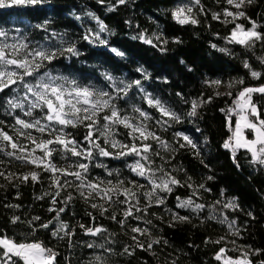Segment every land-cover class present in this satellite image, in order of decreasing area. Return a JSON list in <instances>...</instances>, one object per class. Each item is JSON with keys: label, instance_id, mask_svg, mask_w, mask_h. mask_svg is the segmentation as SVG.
<instances>
[{"label": "trees", "instance_id": "16d2710c", "mask_svg": "<svg viewBox=\"0 0 264 264\" xmlns=\"http://www.w3.org/2000/svg\"><path fill=\"white\" fill-rule=\"evenodd\" d=\"M182 6L192 8L189 15L198 21L197 24L182 25L173 18V11ZM110 7L115 10L109 11ZM225 9L237 11L226 0H200L199 4L183 0H127L125 4H119L118 0H41L34 5L0 8V30L7 31L9 37H27L30 44L39 43L59 48V37H53L52 33L63 34L64 40L74 44L79 51L78 56L67 53L60 55L47 68L41 69V72L51 70L53 74L76 78L81 84H92L100 88L108 83L101 75L103 72H110L125 81L141 80L147 92L175 111L181 120L179 123L171 121L172 126L165 131L156 121L167 118H162L155 108H150L135 87L125 100L119 101V106L129 114L138 115L131 111V106L135 105L152 116V120L147 121L150 128L176 149L175 152L164 151L154 142L148 141L164 157L162 160L160 156H153V167L163 166L171 175L185 183L184 187L174 186L171 194L159 193L161 197H165V203L153 205L146 216L136 213L143 216V219L151 220L152 224L146 225L143 219L129 218L122 228L110 216L115 212L117 219H122L123 205H114L108 212L101 214L98 208L91 207V203L109 207L104 201L95 198L86 202L75 187L58 189L54 186L51 173L0 153V161H3L0 163V171L5 176L13 174L11 182L0 176V232L17 241L42 242L59 254L56 264H89L97 255L105 258L107 264H223L222 260L215 259L221 248H225L226 256L232 258L240 257L242 251L258 250L259 254L250 255L249 259L252 264L264 261V166L251 163V156L244 149L236 151L234 163L232 153L223 147L232 135L226 113L232 107L237 92L243 87L264 84V75L258 80L253 79L244 66L247 62L253 70L264 73V64L261 63L264 58V42H257L254 48L247 49L228 43L226 37L230 36L235 23L242 24L245 29L250 28L249 19L259 25L257 31L264 33V0H253L240 9L248 19L242 17L235 23L223 22L225 19H232L224 17ZM89 13L107 26L108 31L100 34L101 39L107 40V46L99 41L89 43L83 38L88 30L98 31L97 22ZM213 13L220 14V18L213 19ZM37 25H45L47 31L36 27ZM141 33L149 37L158 35L166 40L167 43L162 45L166 50L161 51L158 47L133 39ZM111 48H117L125 55L116 56L110 51ZM138 68L149 74L147 80L137 71ZM241 79L244 81L242 85L228 87L229 83ZM214 80L221 81L220 86H210L209 82ZM228 92L232 95H227ZM7 95H12L10 90L0 93V105ZM209 98V103L198 107L196 116L188 115L192 101L201 102ZM253 100L261 111V119H264V96L253 94ZM0 119L9 125L14 123L11 116L4 114L2 107ZM231 119L234 127L236 116L233 115ZM251 119L255 120V117ZM5 130L14 135L11 128ZM66 131L84 145L86 128H68ZM117 131L119 135L116 139L131 142L126 129L121 127ZM177 132L188 136L196 144V149L181 148L180 144L184 141L174 136ZM32 134L39 136L36 132ZM21 142L28 144L29 149L34 147L22 138ZM99 142L103 147L109 148L103 143V138ZM5 151L11 149L6 148ZM36 154L40 155L39 152ZM66 155L67 159H61L60 154L55 153L53 163L57 167H68L78 159L70 154ZM134 159L131 156L113 159L96 155L90 163L81 162L89 163V179L112 180L113 183L123 179L150 188L146 180L136 176L127 167ZM97 163L105 165L114 175L108 176L105 167H96ZM34 171L40 174L38 182H33L30 177L28 181L22 180L24 175ZM117 172L119 175H116ZM188 177H191L190 181ZM208 177L212 179L209 180ZM57 178L61 183L65 179L74 180L73 177H63L59 173ZM188 183L193 188H189ZM201 184L209 191L199 188L194 196V189ZM126 186L131 187L128 184ZM58 190L60 196L55 197L57 203L52 205L53 196L45 193H55ZM69 193L73 199L63 203ZM177 197L181 200L191 198L204 207L198 211L177 208ZM140 201L141 206L147 203L143 196ZM230 202H234L236 207H225ZM50 207L66 209L61 213L60 219L74 230L75 234L70 241L68 237L53 238L50 230L39 227L41 223L55 217V212H49ZM166 209L188 216L190 222H174L171 212ZM13 216H19L21 222L12 224ZM36 216L41 219L33 222V227L37 229L33 235L28 222ZM222 220L225 222L221 223ZM232 221L235 224L230 228ZM81 224L91 228L101 227L107 231L97 236L86 235L80 228ZM169 224L173 226L169 227ZM134 226L147 227L150 235L132 233L130 227ZM237 231L239 234H234ZM133 235H137L145 248L151 240H159L160 243L152 244L151 249L145 251L136 247ZM217 240L221 242H206ZM90 243L103 244L112 251L109 253L101 248H89L87 245ZM128 246H131L129 251L133 252L131 256L123 251Z\"/></svg>", "mask_w": 264, "mask_h": 264}, {"label": "snow or ice", "instance_id": "6c2138e0", "mask_svg": "<svg viewBox=\"0 0 264 264\" xmlns=\"http://www.w3.org/2000/svg\"><path fill=\"white\" fill-rule=\"evenodd\" d=\"M41 2V0H0V8L13 7L18 5H34ZM103 2V0H101ZM127 0H118L119 4H125ZM227 4L237 9L236 12L225 9L224 17H231V20L225 19L224 23H235L240 18H246L244 11H240L247 4H251L253 0H226ZM195 4H199L200 0H194ZM114 7H110L109 11H114ZM192 8L188 6L177 7L173 11V18L180 24L191 23L197 24L198 21L191 15ZM98 25V31L92 32L88 30L83 37L89 43L99 41L100 44L107 46V40L101 39L100 34L107 32V26L100 21L93 14L89 13ZM220 14L213 13V19H219ZM79 19V17H77ZM251 27L245 29L242 24L235 23L230 36L226 37L228 43H235L247 49L255 47L257 42H264V33L257 31L259 25L249 19ZM47 31L45 25H37ZM18 31V30H17ZM53 37H59L58 42L61 47L45 46L43 44H30L27 42V37L17 38L9 37V33L0 30V93H6L10 90L12 95H7L0 107L3 108L4 114L11 116L14 120L12 124H6L4 120L0 119V153L6 156L14 157L23 163L32 164L36 168H41L44 172L52 174V183L58 189H66L75 187L79 196L86 202L99 198L104 201L109 207L104 204L91 203L93 209H99L101 214L108 212L110 207L114 205H123L122 219H117V215L113 212L110 219L119 223L123 228L129 218L133 220H142L143 216L136 215V213H143L144 216L148 214V209L153 205H163L165 197H161L159 193L173 192L174 186L184 187L182 183L170 172L166 171L163 166L153 167V156L164 157L160 151L153 148L152 141L159 146L160 149L168 152H175L176 149L172 147L169 142L152 130L147 121L152 120V116L135 105L131 106L132 115L126 112L119 106V101L125 100L133 87L141 93V99L144 100L150 108H155L162 118L156 121L158 125L165 131L167 127H171V121L179 123L181 117L168 106H166L158 97H154L147 92L141 80L125 81L123 78L115 77L110 72H103L101 75L107 81L104 88L97 87L92 84L84 85L76 78H69L61 74H53L51 70L41 72V69L47 68L53 60L60 55L70 54L72 56L80 55L74 44H70L64 40L63 34L52 33ZM133 39H139L145 44L152 47H158L159 50L165 51L162 45L166 44V40H162L160 36L149 37L144 33L134 36ZM11 40V42H9ZM158 41L159 43H154ZM177 43L179 41H176ZM67 44V46H64ZM216 47L215 45H212ZM110 51L116 56L123 57L125 54L117 48H111ZM222 51H226L222 49ZM264 64V58L261 59ZM253 79H260L264 73L255 71L247 62L244 64ZM143 78L147 80L149 74L142 68L137 69ZM30 78V79H29ZM210 86H220L221 81L214 80L209 82ZM244 81L229 83L231 88L234 84H243ZM253 94L264 96V84L257 87H243L241 88L233 101V107L227 110L229 130L233 133L223 147L232 153L233 162L236 163L235 156L238 149H244L251 156V163L264 166V119H261V111L258 109L256 102L253 100ZM179 95V93L177 94ZM219 95V93H217ZM227 95L231 96V92ZM206 101H192L191 111L189 116H196L198 107ZM236 116L233 127L232 116ZM25 117L27 119H25ZM255 117V120L251 119ZM166 126V127H165ZM84 127L87 132L83 138L84 145L78 142L71 133L67 132L68 128ZM123 128L127 130V137L131 141L124 142L116 137L119 135L117 129ZM5 128H11L14 135L9 134ZM244 129L251 130L254 134L252 139H248L244 135ZM39 133V136H34L32 133ZM176 137L182 138L184 143L180 147H191L196 149V144L183 133L177 132ZM47 137V138H45ZM27 140L31 145L29 149L28 144L21 142ZM103 138V143L108 145L105 148L99 142ZM178 142V141H177ZM10 148L11 151H5ZM109 149L115 150L111 151ZM39 152L40 155L36 153ZM60 154L61 159H67L66 154L72 157H77V161L70 164L68 167H57L52 161L55 153ZM96 155L101 157H111L113 159L134 157V162L127 164V167L138 177L146 180L150 188H146L143 184H138L134 181H125L123 179L117 180L113 183L112 180L103 179H89V163L95 159ZM199 155V152H196ZM81 161H88L84 163ZM3 163V161H0ZM96 167H105L108 176H113L114 172L106 168L105 165L97 163ZM239 167V165H237ZM57 173L63 177H73L74 180L65 179L61 183L57 178ZM160 173L161 175H157ZM12 173L5 176L4 172L0 171V176H4L11 182ZM116 175H119L117 172ZM40 174L38 172H30L22 177L23 181H28L29 177L33 182H38ZM212 179V177H208ZM191 180V177H188ZM78 182V183H75ZM131 185V187L126 186ZM189 188H193L191 183H188ZM199 188H204L201 184L194 189L193 195L197 194ZM142 191H136V190ZM205 191L209 189L204 188ZM45 195H52L51 204L55 205L57 200L55 197L60 196V191L55 193H45ZM143 196L147 203L141 206L140 197ZM123 197V199H120ZM43 199V197H38ZM73 199L71 193L68 194L63 203L70 202ZM177 208H190L192 211L203 209L204 205L195 203L191 198L181 200L177 197ZM219 203V201H218ZM9 207H18L8 205ZM225 207H236L234 202H230ZM64 207L55 208L50 207L49 212H55L56 215L52 220L41 223L40 228L50 230L51 236L56 239L70 238L75 234L74 230L69 228V225L60 219L61 213L65 212ZM166 211L171 212L170 209ZM174 222H190L188 216H182L177 212H171ZM91 217L92 214L88 213ZM213 217H209L212 219ZM39 216L33 217L32 221L28 222V227L32 228V234L36 232L33 227L34 221H39ZM93 219H95L93 217ZM20 221L19 216H13L11 223L16 224ZM146 225L152 224L151 220L143 219ZM224 223L225 221H220ZM58 226H53V225ZM235 221L229 225L232 227ZM52 226V227H50ZM173 224H169L172 227ZM86 235L97 236L107 230L101 227H86L81 224ZM130 231L140 236L150 235L147 227L141 228L139 226L130 227ZM234 234L238 235V231ZM136 247L145 251L151 249L152 244L160 243L159 240H151L148 247L137 238V235L132 236ZM223 240V237L221 238ZM219 244L221 241H206ZM234 244L235 241H232ZM89 248H101L104 251L111 253L110 248H105L103 244L87 245ZM129 247L124 248V253L129 256L133 255L129 251ZM258 250L242 251L238 258L226 257V249L221 248L216 254L215 259L223 261V264H252L249 259L250 255H258ZM59 254L52 248L46 247L39 241H17L0 232V264H56V258ZM89 264H107V261L102 256H95ZM175 264V262H173ZM260 264H264L261 261Z\"/></svg>", "mask_w": 264, "mask_h": 264}, {"label": "rangeland", "instance_id": "374dc122", "mask_svg": "<svg viewBox=\"0 0 264 264\" xmlns=\"http://www.w3.org/2000/svg\"><path fill=\"white\" fill-rule=\"evenodd\" d=\"M223 88H225V87H223ZM236 119H237V117H236ZM232 135H233V133H232ZM232 135H231V137H232ZM244 135L248 138V139H252L253 137H254V134L251 132V130H248V129H244ZM242 149V148H241ZM226 257H228V256H226ZM223 262V261H222Z\"/></svg>", "mask_w": 264, "mask_h": 264}, {"label": "water", "instance_id": "95a60500", "mask_svg": "<svg viewBox=\"0 0 264 264\" xmlns=\"http://www.w3.org/2000/svg\"><path fill=\"white\" fill-rule=\"evenodd\" d=\"M183 1H189V2H193L194 3V0H183Z\"/></svg>", "mask_w": 264, "mask_h": 264}, {"label": "built area", "instance_id": "2783aa9c", "mask_svg": "<svg viewBox=\"0 0 264 264\" xmlns=\"http://www.w3.org/2000/svg\"><path fill=\"white\" fill-rule=\"evenodd\" d=\"M234 105H232V107H233Z\"/></svg>", "mask_w": 264, "mask_h": 264}]
</instances>
